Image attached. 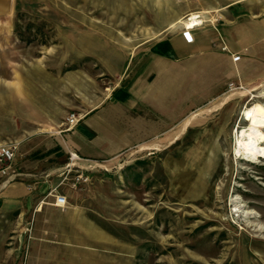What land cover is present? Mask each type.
Returning <instances> with one entry per match:
<instances>
[{
    "label": "rangeland",
    "instance_id": "1",
    "mask_svg": "<svg viewBox=\"0 0 264 264\" xmlns=\"http://www.w3.org/2000/svg\"><path fill=\"white\" fill-rule=\"evenodd\" d=\"M192 16L196 29L246 34L262 30L264 0H11L0 15V94L30 97L39 116L0 175V264H264V155L237 156L241 135L264 148V59L245 60L239 83L171 147L68 160L66 118L104 101L131 54L192 29ZM12 185L67 205L21 218L24 207L2 195ZM26 223L34 243L55 245L39 262L27 256Z\"/></svg>",
    "mask_w": 264,
    "mask_h": 264
},
{
    "label": "crops",
    "instance_id": "2",
    "mask_svg": "<svg viewBox=\"0 0 264 264\" xmlns=\"http://www.w3.org/2000/svg\"><path fill=\"white\" fill-rule=\"evenodd\" d=\"M262 27V30L256 28L246 34L242 27H236L230 36L224 33L220 36L212 29H196L191 41L184 33H178L131 54L117 86L104 101L82 114L69 130L68 148L76 152L81 161H91L113 159L142 146L150 150L171 147L193 128L192 116H200L201 110L220 99L229 83H239L245 60L264 59L263 21ZM222 45L227 51L220 49ZM244 49L250 54L233 61L232 55L245 54ZM36 105L27 96L16 98L14 94H0V144L21 138L24 128L39 116L31 113ZM16 112L31 116L20 119ZM17 154L18 151L14 161ZM52 181L54 179L48 178L49 185L42 187H51ZM19 186L8 187L2 195L7 199L6 204L24 207L19 212L21 218L27 212L30 220L33 213L35 217L43 211L61 213L62 208L48 206L44 198L32 193L35 187ZM34 205L38 206L32 213ZM29 226L30 223H26V231L22 232H29L30 248L35 245L34 251L27 256L30 262H39L41 250L47 246L54 249L55 245L39 243L38 229ZM59 256L55 254L48 259L55 261Z\"/></svg>",
    "mask_w": 264,
    "mask_h": 264
},
{
    "label": "built area",
    "instance_id": "3",
    "mask_svg": "<svg viewBox=\"0 0 264 264\" xmlns=\"http://www.w3.org/2000/svg\"><path fill=\"white\" fill-rule=\"evenodd\" d=\"M198 27L194 26L192 29H184V35L188 41L192 40V34L191 32ZM222 51H227L226 47L224 45L220 48ZM233 61H237L239 59L238 55H232ZM234 87L233 83H229L227 85L228 89H231ZM80 117L76 114H71L69 117L66 118V125L67 130H70L79 120ZM18 151V143L15 141L0 144V175L6 174L16 156V153ZM68 160L72 163L76 160H80V157L77 155L76 152L68 150ZM54 206L64 208L67 205L65 197L61 195H54Z\"/></svg>",
    "mask_w": 264,
    "mask_h": 264
},
{
    "label": "bare ground",
    "instance_id": "4",
    "mask_svg": "<svg viewBox=\"0 0 264 264\" xmlns=\"http://www.w3.org/2000/svg\"><path fill=\"white\" fill-rule=\"evenodd\" d=\"M199 24H200V21L196 20V17L192 16L189 26H196ZM251 115L255 117V116H260L261 114L258 112L252 111ZM241 139L244 140V142L243 141L241 142L240 144L241 146L237 150V156L242 155L244 158L250 161V160L257 159L264 155V148L259 145L257 135H253V136L249 135L248 137L241 135ZM226 251L228 252V249Z\"/></svg>",
    "mask_w": 264,
    "mask_h": 264
},
{
    "label": "water",
    "instance_id": "5",
    "mask_svg": "<svg viewBox=\"0 0 264 264\" xmlns=\"http://www.w3.org/2000/svg\"><path fill=\"white\" fill-rule=\"evenodd\" d=\"M11 0H0V15H5L10 10Z\"/></svg>",
    "mask_w": 264,
    "mask_h": 264
}]
</instances>
